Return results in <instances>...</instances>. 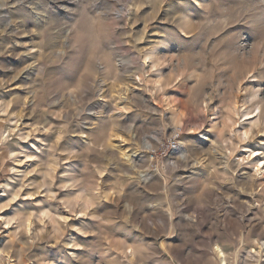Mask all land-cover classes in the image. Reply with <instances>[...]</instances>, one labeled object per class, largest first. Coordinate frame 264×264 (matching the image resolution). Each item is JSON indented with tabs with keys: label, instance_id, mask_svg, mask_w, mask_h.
I'll use <instances>...</instances> for the list:
<instances>
[{
	"label": "rangeland",
	"instance_id": "obj_1",
	"mask_svg": "<svg viewBox=\"0 0 264 264\" xmlns=\"http://www.w3.org/2000/svg\"><path fill=\"white\" fill-rule=\"evenodd\" d=\"M260 162L264 0H0V264H264Z\"/></svg>",
	"mask_w": 264,
	"mask_h": 264
},
{
	"label": "built area",
	"instance_id": "obj_2",
	"mask_svg": "<svg viewBox=\"0 0 264 264\" xmlns=\"http://www.w3.org/2000/svg\"><path fill=\"white\" fill-rule=\"evenodd\" d=\"M179 141H178V134L171 135L169 139L165 142H161L158 146L154 147L153 150L150 152H156V148L160 149L163 155H167L171 152H174L178 149Z\"/></svg>",
	"mask_w": 264,
	"mask_h": 264
},
{
	"label": "bare ground",
	"instance_id": "obj_3",
	"mask_svg": "<svg viewBox=\"0 0 264 264\" xmlns=\"http://www.w3.org/2000/svg\"><path fill=\"white\" fill-rule=\"evenodd\" d=\"M145 145H146V148H149L148 143H146ZM255 159H256V158H255ZM263 167H264V162L257 163V165H256V170H257L258 174H260V173L262 172ZM220 251H221V250H220ZM222 254H223V253H220V256H223ZM221 261H223V260L221 259Z\"/></svg>",
	"mask_w": 264,
	"mask_h": 264
}]
</instances>
